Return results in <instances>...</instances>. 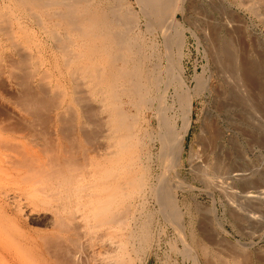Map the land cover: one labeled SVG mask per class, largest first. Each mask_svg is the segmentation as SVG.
Returning a JSON list of instances; mask_svg holds the SVG:
<instances>
[{"label": "bare ground", "instance_id": "obj_1", "mask_svg": "<svg viewBox=\"0 0 264 264\" xmlns=\"http://www.w3.org/2000/svg\"><path fill=\"white\" fill-rule=\"evenodd\" d=\"M112 1L108 9L101 0H22L65 52L53 53L68 57L62 65L41 52L33 58L12 36L16 55L8 49L0 60V264H149L165 245L178 264H256L254 252L227 253L233 241L218 207L231 205L233 185L246 177L226 165L240 131L230 132L235 118L223 114L234 95L255 113L264 106L256 32L233 5L193 27L186 11L197 0H136L139 10L133 0ZM49 17L65 26L52 30ZM191 39L204 62L189 75Z\"/></svg>", "mask_w": 264, "mask_h": 264}, {"label": "rangeland", "instance_id": "obj_2", "mask_svg": "<svg viewBox=\"0 0 264 264\" xmlns=\"http://www.w3.org/2000/svg\"><path fill=\"white\" fill-rule=\"evenodd\" d=\"M7 1L9 2L10 0H0V10H2V12H0V20H4V18H7V19H5L7 23L5 21H0V23H2V25L0 24V28L6 34L8 33L6 35V37H5L4 36L5 33L0 31V34L3 33V36L1 35L2 38L0 36V40L1 39L3 40V41L1 40L3 42V45H2V42H1V45H0L1 49L7 48V49H3V50H5V52H7V54L5 52L2 53V50H0L1 51L0 52V57H1L0 60H3L4 57L6 58V57H8L10 55L8 49H11V51H10V53H12L11 55H13V53H14V55H16L15 54L16 53V49L13 47V44H11V42H13L12 36H14L15 39H17V40L19 39L20 40V41L18 40L17 42H22L24 44L25 41H26V43L24 45L21 44V43H18V44H20L23 48H26V52L27 53L31 52L30 55H29V53L27 54L28 56L32 55L33 58H41V56H42V58H49V59L51 58L52 62H53V57H51V56H54V59L56 58L54 62L55 63L56 62H60L59 64L62 65L63 60L65 59V57L67 58L68 56H66V54H64L65 52L60 50L58 48V46H56L55 43H53L51 41V39L48 38V36L46 35V33H47L46 29L43 26L44 24H42L41 21H39L40 23L38 22V19H36L37 17L34 16L36 14H35V12H33L32 6H30L28 4H23L22 0H21V2H20V0H11V4L9 2V5H8ZM101 2L103 3V5L106 8L109 7L108 9H110L113 6V1L112 0H107V1L106 0H101ZM107 2H108V4H107ZM133 2L135 4V8L137 10H139V6H138L136 0H133ZM235 2H236L235 0H197V3L194 2V6H196V7H194V9L191 10L192 12L188 13V11H186V16L190 14L189 15V18H190L189 26L192 25L193 27H199V25L201 26L202 23L204 25L205 17L207 15L208 11L209 10L210 11L213 10L214 12L218 11L220 9V8H218L220 5H226V6L233 5V7L237 8L241 12L245 13L246 17L248 18L250 30L252 32H254V33L256 32V34H254L253 37H252V41H253V44H254V45H252L253 46L252 47L253 55H254L252 57V61L256 65H258V66H256L257 70L259 71L258 73H259L261 79L264 81V9H262L263 6H261V7L257 6L256 7L255 3L251 2L252 8L246 9V8L239 7ZM4 3L7 4V5H5ZM253 4H254V6H253ZM17 6L20 7L22 9V11H24V13L21 12V9L19 10V8H16ZM253 7L255 9H257V10H255ZM17 9L20 11V13L18 12ZM51 9L49 8L48 9L49 11L47 9H44V10H47L48 12H52L53 13V10H55L56 8L51 7ZM214 9H217V10H214ZM260 9H261V11H260ZM7 10H9V12ZM25 10H26V12L27 11L28 12L26 13ZM6 11H7V14L5 13ZM13 11H14V14L12 13ZM195 11H196V14H195ZM41 12L42 11H40V14L43 15V13H41ZM176 12L179 15V17L182 19V15L177 10H176ZM9 13H11V14H9ZM30 13H31V15H30ZM18 14H19V17H18ZM216 14L220 15L219 12H217ZM3 15H5V17ZM22 15H23V17H22ZM202 15L203 16L205 15V16L203 17ZM7 16H10L11 18L7 17ZM48 16L45 15V18L48 17ZM15 17H17V18H15ZM26 17L27 18L30 17V19H27ZM202 17H203V19H202ZM31 18L34 19V20H31ZM49 18H47V19H49ZM17 19L18 20H22L23 19L24 21L22 20V22H24L23 24H26V26L23 25L20 21L18 22ZM28 20H30V22L32 21L30 27H28V25H30V22ZM54 20H56V22H57L55 25H54V23H55ZM54 20H53L54 22L53 21L51 22V18H50V21H48V20H47L48 22L45 21V26H47V27L49 26L50 28H51V26H54L53 28L56 29V27L57 28L59 27V22H60L61 26H63V25L65 26V24L63 23V25H62L61 21H59L58 19H54ZM25 21H27V22H25ZM3 22H5V25H4ZM46 22L50 23V25L47 24ZM19 23L21 24L20 26H22V27H18ZM34 23L36 25H34ZM235 23H237V22H235ZM7 24L9 25V27H8ZM12 24L16 25L17 27L16 26H12ZM40 24H42V25H40ZM57 24H58V26H56ZM37 25H38V27H37ZM25 27H26V29H25ZM145 27H146L145 25L142 26L141 30H142L143 33L145 32L146 36H148L149 38L144 36L145 34L142 33L143 40L146 39L145 42L148 41V44H151L152 41H153V33L150 30H147V29L145 30ZM17 28H19L20 30L17 29ZM23 28L25 30H27V32ZM53 28H51V29L53 30ZM135 28H133V30H132V34L134 36L140 34L139 33L140 31H138L139 28H136V29ZM34 29H35V31H34ZM43 29L45 30V34H44V30ZM60 29H61V33L63 35V38L65 37L67 39L65 30H63L64 28L63 29L60 28ZM14 30H16L15 33L13 32ZM17 31H19L20 34ZM21 32H23L22 34L24 36L26 35L25 32L29 33V34H27L24 37V36H22ZM70 32L72 33L73 31H70ZM32 33H34L33 36H32ZM36 33L38 34V36H37L38 38L35 36V35H37ZM41 34H42V36H40ZM16 35H20V36H16ZM7 37H9V38H7ZM18 37L22 38L23 40H21ZM28 37H29L30 42L28 40V44H27ZM34 37H36L37 40H36V38L34 39ZM257 37H258V40L260 38L259 42H257L258 41ZM31 38H33V39H31ZM65 38L62 39V40L65 41L66 40ZM9 39H10L11 42L9 41ZM37 41H39L38 43L40 44V46H39V49L41 48L40 50L37 48L38 45H39L37 43ZM5 43H7L8 46ZM4 45H5V47H4ZM45 45H46V47H45ZM11 46H12V48H10ZM24 46H26V47H24ZM51 46H53L52 48L54 50H52ZM190 47H191V49H192V51L194 53L192 54V58L191 59H187L186 60V63L188 65L189 75H191L194 72V70H193L194 69V62L196 60L199 61L200 68H201V64L204 62V59L202 58V55H198V53H197V51L195 49V41H194V39L190 40ZM27 48H28L29 51H27ZM49 48H50V50H49ZM30 49L32 51H30ZM58 49L60 50V52L61 51L64 52L63 55L61 54L62 52L59 53L58 55H56L59 52ZM33 50H35V52ZM37 51H39V55H38ZM47 51H48V53H47ZM53 51L56 54H54ZM40 52H41V56H40ZM35 53L37 55H35ZM48 54H49V56H48ZM59 55L61 56L60 58H59ZM64 55H65V57H64ZM2 57H3V59H2ZM61 58L63 60H61ZM54 62H53V65H54ZM61 67H63V66H61ZM63 69L65 70V66L63 67ZM233 87H235V86H233ZM233 87H232V89H233ZM234 91L236 92V90H234ZM233 97L235 98V95ZM234 98H232L230 100V102L233 103V104L231 103V107H230L232 109L227 111L228 113L226 112V115L223 114V116H225V117H227V116L233 117L234 116L233 118H235V121H234L235 125L232 124L233 126H231V131L230 132L234 133V132H239L240 131L239 132L240 133V137L238 138V142L236 141L235 144L230 147L229 153L225 154V155L228 154L229 157H230L228 159V162L231 163L232 159H233V163L234 164L233 163H231V164L228 163L226 165H228V167H230V169H232V171H234V172L236 171L235 173L244 171V173H246V177L244 179L240 180V181H236L235 185H233L232 194H231L232 199L229 201V202H232L231 205H229L227 201H219V203H218L219 219H221L220 221H222V223H224L226 229L229 231L228 237L233 241L231 243V246H230L232 251H229V252L227 251V253L233 252V253L238 254L240 256L238 251H241L240 252L241 255L245 254V250L248 252V253L246 252L247 255H249L250 252H252V253L254 252L256 254L255 255L256 258L257 257L259 258V259H256V264H264V106L262 104V106L260 107V110L257 111L256 112L257 114H256L253 111V109H250V108H249L250 110L249 109L248 110L245 109L247 106L244 105L243 102L237 96H236L235 99ZM263 103H264V101H263ZM200 109H201V102L198 101V102H196V105H195V112L197 111L199 113ZM197 117H198V115H196V118ZM238 122H241V126H239L240 123H238ZM242 122H244V123H242ZM243 125H245L246 127L243 126ZM198 129H199V123L195 121L194 126L191 129V132H190V134H189V136L187 137V140H186L187 147H189V145L191 143V140L193 139V137H194L195 133L198 131ZM194 131H195V133H194ZM242 133H244V134H242ZM241 143L243 145H241ZM239 145H241V146H239ZM187 154H188V152L185 151V155H187ZM184 162L188 165V160H187L186 156L184 157ZM229 165H231V166H229ZM203 199L207 200V199H209V196L205 193V194H203ZM233 203H235V204H233ZM204 219L206 220V223L209 225V222H210V221H208L209 217L206 216V217H204ZM221 246H223V245H220V247ZM239 247H240V249H239ZM241 248H244V250L241 249ZM169 249H170L169 246L165 245L164 246V251H162L160 259H158V258L153 256L150 259L149 264H165L166 262H165V258L164 257H165L166 254H168L167 256H168V259L170 260V261L168 260V263H166V264H178V262H175V255L170 253ZM164 253H166V254H164ZM219 253H220V255H222L224 257L226 256V254L224 252L223 253L219 252ZM243 260H244L243 264H250V261L248 259L247 260L243 259ZM163 261L165 263H163ZM221 261H223V264H227V262L224 259H222Z\"/></svg>", "mask_w": 264, "mask_h": 264}]
</instances>
